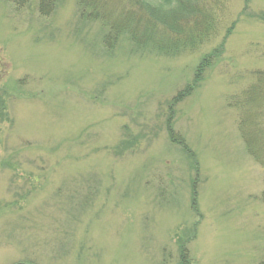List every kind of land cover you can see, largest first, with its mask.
I'll return each mask as SVG.
<instances>
[{"label":"rangeland","instance_id":"374dc122","mask_svg":"<svg viewBox=\"0 0 264 264\" xmlns=\"http://www.w3.org/2000/svg\"><path fill=\"white\" fill-rule=\"evenodd\" d=\"M40 1L0 0V264H177L181 241L190 264L264 259V140L241 119L264 0H220L208 41L170 48L105 42L113 5Z\"/></svg>","mask_w":264,"mask_h":264},{"label":"trees","instance_id":"16d2710c","mask_svg":"<svg viewBox=\"0 0 264 264\" xmlns=\"http://www.w3.org/2000/svg\"><path fill=\"white\" fill-rule=\"evenodd\" d=\"M55 2L56 0H41L38 2V12L44 16L49 15L54 10ZM219 3L220 0H86V2L79 0L78 4L85 6L81 14L84 15V11L87 10L86 16L91 19H97L104 14L105 4L114 6L115 16H112L113 20L109 23V32L105 36V42H109L125 29L138 45L145 44L143 42L147 40L158 47L167 46L170 48L172 43H182V47L186 45L192 47L201 45L203 41H208L215 33V26L218 25ZM246 7L247 5L242 10L243 13L247 9ZM234 23L232 22L226 29L224 39L231 33ZM224 39L220 44L224 43ZM222 53L221 45L213 53L201 59L192 82L172 97V105L178 103L185 92L188 94L194 88L201 78L203 69ZM255 74L257 75L256 80L249 89L244 91L247 101L244 102L246 106L241 118L243 125L246 122L249 124L248 141L250 136L264 140V71ZM236 104L240 105L239 100L236 101ZM167 135L170 141L184 150L193 162L190 149L183 138L172 129L168 120ZM192 164L196 180L197 168L195 163ZM193 187L195 188V186ZM194 188L191 209L198 213ZM177 264H190L188 248L184 241H181L179 245ZM258 264H264V259Z\"/></svg>","mask_w":264,"mask_h":264}]
</instances>
